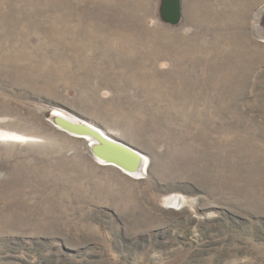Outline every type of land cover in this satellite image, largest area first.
Instances as JSON below:
<instances>
[{
	"label": "rangeland",
	"instance_id": "1",
	"mask_svg": "<svg viewBox=\"0 0 264 264\" xmlns=\"http://www.w3.org/2000/svg\"><path fill=\"white\" fill-rule=\"evenodd\" d=\"M160 4L0 0V264H264V0Z\"/></svg>",
	"mask_w": 264,
	"mask_h": 264
},
{
	"label": "water",
	"instance_id": "2",
	"mask_svg": "<svg viewBox=\"0 0 264 264\" xmlns=\"http://www.w3.org/2000/svg\"><path fill=\"white\" fill-rule=\"evenodd\" d=\"M161 18L171 24L179 25L183 19V0H161ZM56 125L64 130L90 136L94 143L91 145V152L97 159L104 160L130 173H137L147 156L130 143L109 135L103 129L91 125L83 118L77 117V121L60 114L54 116ZM148 166V163H147Z\"/></svg>",
	"mask_w": 264,
	"mask_h": 264
},
{
	"label": "bare ground",
	"instance_id": "3",
	"mask_svg": "<svg viewBox=\"0 0 264 264\" xmlns=\"http://www.w3.org/2000/svg\"><path fill=\"white\" fill-rule=\"evenodd\" d=\"M57 111V113L56 114H60V115H63V116H65V117H68V118H71L72 120H75V121H77V119L76 118H74L73 116H70V115H65V113L64 112H61V111H58V110H56ZM55 114V115H56ZM91 124V123H90ZM92 125V124H91ZM94 126V125H93ZM66 131V130H65ZM70 133V132H69ZM71 135H73V136H76V137H80V138H88V139H90L91 140V142L92 143H94V141H93V139L90 137V136H88V135H85V136H82V134H75V133H70ZM98 160H100V159H98ZM100 163L101 164H103V165H111V164H109L108 162H106V161H104V160H100ZM147 163H148V160L146 159L144 162H143V164H142V167H141V169L137 172V173H130V172H128V171H126V170H124V169H122V168H119V169H122L124 172H126L127 174H130L131 176L133 175V176H135V177H137V178H142V176H143V174L145 175V173L147 172V170H148V167H147ZM112 166H115V165H112ZM117 167V166H116Z\"/></svg>",
	"mask_w": 264,
	"mask_h": 264
},
{
	"label": "snow or ice",
	"instance_id": "4",
	"mask_svg": "<svg viewBox=\"0 0 264 264\" xmlns=\"http://www.w3.org/2000/svg\"><path fill=\"white\" fill-rule=\"evenodd\" d=\"M13 139H19L18 137H13Z\"/></svg>",
	"mask_w": 264,
	"mask_h": 264
}]
</instances>
